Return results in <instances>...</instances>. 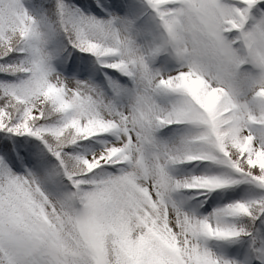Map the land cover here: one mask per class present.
<instances>
[{"label":"snow or ice","instance_id":"obj_1","mask_svg":"<svg viewBox=\"0 0 264 264\" xmlns=\"http://www.w3.org/2000/svg\"><path fill=\"white\" fill-rule=\"evenodd\" d=\"M0 264H264V0H0Z\"/></svg>","mask_w":264,"mask_h":264}]
</instances>
